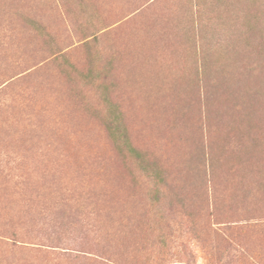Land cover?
Masks as SVG:
<instances>
[{"label": "rangeland", "instance_id": "1", "mask_svg": "<svg viewBox=\"0 0 264 264\" xmlns=\"http://www.w3.org/2000/svg\"><path fill=\"white\" fill-rule=\"evenodd\" d=\"M0 264H264V0H0Z\"/></svg>", "mask_w": 264, "mask_h": 264}, {"label": "trees", "instance_id": "2", "mask_svg": "<svg viewBox=\"0 0 264 264\" xmlns=\"http://www.w3.org/2000/svg\"><path fill=\"white\" fill-rule=\"evenodd\" d=\"M130 150L133 151L136 154L135 149H133L132 147H130Z\"/></svg>", "mask_w": 264, "mask_h": 264}]
</instances>
